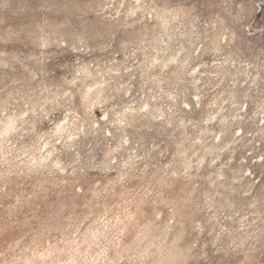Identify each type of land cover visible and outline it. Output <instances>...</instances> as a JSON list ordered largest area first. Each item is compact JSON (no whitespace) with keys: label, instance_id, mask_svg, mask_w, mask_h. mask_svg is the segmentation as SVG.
I'll return each mask as SVG.
<instances>
[{"label":"rangeland","instance_id":"rangeland-1","mask_svg":"<svg viewBox=\"0 0 264 264\" xmlns=\"http://www.w3.org/2000/svg\"><path fill=\"white\" fill-rule=\"evenodd\" d=\"M0 264H264V0H0Z\"/></svg>","mask_w":264,"mask_h":264}]
</instances>
